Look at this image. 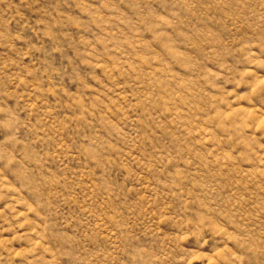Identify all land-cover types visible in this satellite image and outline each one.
<instances>
[{"label": "rangeland", "instance_id": "rangeland-1", "mask_svg": "<svg viewBox=\"0 0 264 264\" xmlns=\"http://www.w3.org/2000/svg\"><path fill=\"white\" fill-rule=\"evenodd\" d=\"M0 264H264V0H0Z\"/></svg>", "mask_w": 264, "mask_h": 264}]
</instances>
